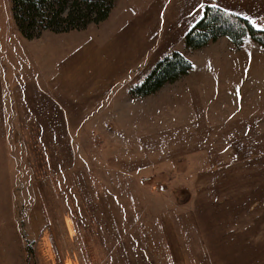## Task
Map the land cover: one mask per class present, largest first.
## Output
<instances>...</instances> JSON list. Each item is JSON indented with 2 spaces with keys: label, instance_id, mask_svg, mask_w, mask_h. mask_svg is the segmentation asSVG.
<instances>
[{
  "label": "rangeland",
  "instance_id": "obj_1",
  "mask_svg": "<svg viewBox=\"0 0 264 264\" xmlns=\"http://www.w3.org/2000/svg\"><path fill=\"white\" fill-rule=\"evenodd\" d=\"M216 3L264 25V0H116L98 26L29 41L0 0V264H264V50L183 43ZM137 16L128 54L82 78L88 43ZM174 51L190 72L130 97Z\"/></svg>",
  "mask_w": 264,
  "mask_h": 264
},
{
  "label": "trees",
  "instance_id": "obj_2",
  "mask_svg": "<svg viewBox=\"0 0 264 264\" xmlns=\"http://www.w3.org/2000/svg\"><path fill=\"white\" fill-rule=\"evenodd\" d=\"M116 0H10L14 23L26 40L39 38L42 32L54 34L82 31L88 26L104 23ZM220 38H226L234 47L249 39L264 50V31L237 14L220 7L204 5L196 22L183 36L184 47L200 50ZM192 64L176 51L157 61L142 82L131 87L130 97L150 96L164 86L186 76Z\"/></svg>",
  "mask_w": 264,
  "mask_h": 264
},
{
  "label": "bare ground",
  "instance_id": "obj_3",
  "mask_svg": "<svg viewBox=\"0 0 264 264\" xmlns=\"http://www.w3.org/2000/svg\"><path fill=\"white\" fill-rule=\"evenodd\" d=\"M132 12H134V10H132ZM161 12V8L159 9V13ZM162 13V12H161ZM160 13V14H161ZM134 15H137V14H132V16ZM141 17H135L133 18L132 20H129L128 17L126 18V20L124 21L125 25L122 27H120V31H119V34L117 36H114V34H111L110 37H112L105 45H103L101 47L102 50L98 49L96 46L88 43V51H87V54H85L84 56V59L86 60L85 64H84V72H83V68L82 70L80 71L79 75L82 76V78H86L90 75H92V72L93 70L87 68L88 66H94L92 65L95 61H88L92 56L94 55H97V54H100V53H103V52H117L118 51V54L119 55L120 53H126V51L129 50L130 48V45H131V40L126 38H122L123 40H120V36H121V33H122V30L124 29H127L129 27H133L135 24L136 25H140V28L142 29L144 26H145V21L144 19H142ZM141 21V22H140ZM129 33L128 30H126V33L127 34ZM124 37V36H123ZM106 39V38H105ZM105 39L103 40V42L105 41ZM122 49V51H119V49ZM128 54V53H126ZM87 65V67H86ZM91 72V73H90ZM96 96H101V94H97ZM78 117V116H77Z\"/></svg>",
  "mask_w": 264,
  "mask_h": 264
},
{
  "label": "snow or ice",
  "instance_id": "obj_4",
  "mask_svg": "<svg viewBox=\"0 0 264 264\" xmlns=\"http://www.w3.org/2000/svg\"><path fill=\"white\" fill-rule=\"evenodd\" d=\"M199 7H200V8H203L204 5H203V4H200ZM214 7H218V6H217V5H214ZM250 22H251L254 26H256V27H264V25H258V24L256 23L255 20H251Z\"/></svg>",
  "mask_w": 264,
  "mask_h": 264
},
{
  "label": "crops",
  "instance_id": "obj_5",
  "mask_svg": "<svg viewBox=\"0 0 264 264\" xmlns=\"http://www.w3.org/2000/svg\"><path fill=\"white\" fill-rule=\"evenodd\" d=\"M215 5H217L218 7L222 8V9H224V10H227V11L233 9V8H231V7H228L227 5H221V4H219V3H216Z\"/></svg>",
  "mask_w": 264,
  "mask_h": 264
}]
</instances>
